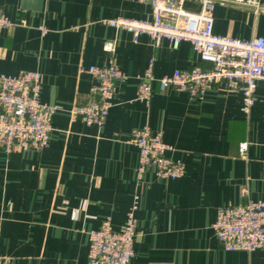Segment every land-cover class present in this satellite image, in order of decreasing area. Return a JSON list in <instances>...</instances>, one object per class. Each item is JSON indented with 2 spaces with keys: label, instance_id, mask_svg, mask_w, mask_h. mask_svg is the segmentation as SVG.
<instances>
[{
  "label": "crops",
  "instance_id": "1",
  "mask_svg": "<svg viewBox=\"0 0 264 264\" xmlns=\"http://www.w3.org/2000/svg\"><path fill=\"white\" fill-rule=\"evenodd\" d=\"M255 10L217 3L214 32L264 37V0ZM12 24L0 34V73L41 74L40 98L58 106L44 149L0 147V259L11 264H87L89 231L110 217L119 230L139 194L135 255L131 264H264V249L225 250L213 227L219 208L264 199V80L249 114L243 94L222 83L203 99L155 82L149 103L137 98L140 77L152 65L156 78L178 68L208 67L189 41L174 48L150 34L135 40L102 23L119 16L150 19L139 0H0ZM185 7L199 11L188 1ZM42 27L46 28L43 32ZM114 40L116 49H104ZM115 63L126 75L115 83L102 127L72 119L88 101L91 65ZM161 130L167 155L185 164L179 178L154 169L138 181L139 148L132 130ZM247 143L242 154L240 147Z\"/></svg>",
  "mask_w": 264,
  "mask_h": 264
},
{
  "label": "built area",
  "instance_id": "2",
  "mask_svg": "<svg viewBox=\"0 0 264 264\" xmlns=\"http://www.w3.org/2000/svg\"><path fill=\"white\" fill-rule=\"evenodd\" d=\"M150 3V19H133L119 16L104 19L102 23L117 29H125L138 40L147 33L157 43L167 38L174 48L182 41H189L200 60L208 67L195 65L178 68L171 75L156 78L152 65L140 77L137 98L150 102L155 82L161 90L175 88L201 100L206 92L218 83L243 94L242 111L249 114L257 100V87L264 80V37L239 38L214 32V10L217 3L231 2L261 9L260 0H139ZM188 1L201 5L199 11L185 7ZM12 24L0 3V34ZM43 32L46 28L42 27ZM104 49L114 52V40H107ZM88 72L94 82L87 102L76 104L70 111L71 118L81 119L88 125L102 127L113 105L115 83L126 77L115 64L91 65ZM41 74L38 71H22L19 74L0 73V147L11 153L18 149L41 150L50 144L54 114L60 108L43 102L40 98ZM130 141L139 148L140 159L137 177L142 182L145 173L154 169L159 178H179L186 168L181 160L167 155L168 144L161 130L149 125L132 130ZM248 144L240 147L245 154ZM139 194H135L132 208L121 229L112 227L111 218L89 231L90 249L87 264H131L135 255L134 242L137 228L135 210ZM221 246L228 251H253L264 249V199L248 200L238 205L219 208L213 224ZM0 264H11L0 259Z\"/></svg>",
  "mask_w": 264,
  "mask_h": 264
}]
</instances>
